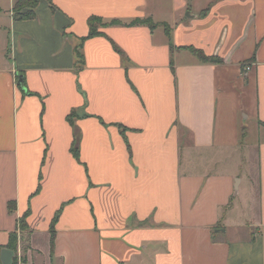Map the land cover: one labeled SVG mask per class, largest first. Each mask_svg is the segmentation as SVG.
I'll return each instance as SVG.
<instances>
[{
	"label": "crops",
	"instance_id": "crops-1",
	"mask_svg": "<svg viewBox=\"0 0 264 264\" xmlns=\"http://www.w3.org/2000/svg\"><path fill=\"white\" fill-rule=\"evenodd\" d=\"M17 1L0 250L15 233L17 264H264V0H39L15 19Z\"/></svg>",
	"mask_w": 264,
	"mask_h": 264
},
{
	"label": "trees",
	"instance_id": "trees-1",
	"mask_svg": "<svg viewBox=\"0 0 264 264\" xmlns=\"http://www.w3.org/2000/svg\"><path fill=\"white\" fill-rule=\"evenodd\" d=\"M38 2H39V0H18L16 2V4L14 5V8H13L14 18L15 19H31V18L35 17L36 16L35 8H36ZM112 23H114V22H112ZM132 23L138 24V23H141V21L136 20V21H133ZM101 24H102V22H101V19L99 17H95V16L89 17V19H88L89 32H88L87 36L82 38V39L98 35L99 34L98 27ZM114 24H116V23H114ZM151 27H152V25H151ZM166 34L169 35V29L168 28L166 29ZM182 48L189 50L192 54L197 56L203 62L217 63V62L221 61V59L219 57L208 56L202 50L195 48L193 46H183ZM76 55H77V58L82 60V58H81L82 56L78 50H76ZM19 86L21 88L24 87V80L23 79H21L19 81ZM73 115H75V113H74V111H71V113L69 114V117H68L70 122H72ZM71 153L77 161H80L79 151H78V148L76 146V137L74 138L73 144L71 146ZM9 208L13 209V202H9ZM28 212L29 211H26L25 213H23V215L19 219V227L22 230H24L27 227L26 216H27ZM59 213H60V210H58L55 213V215L52 218L51 224H50L52 242H53V238H54V234H55L54 226H55V223L58 219ZM16 243H17V235L15 233H11L9 236V241H8L6 247L12 249L15 252V256L13 257V264H17V260H18L17 255H16V247H17Z\"/></svg>",
	"mask_w": 264,
	"mask_h": 264
},
{
	"label": "water",
	"instance_id": "water-1",
	"mask_svg": "<svg viewBox=\"0 0 264 264\" xmlns=\"http://www.w3.org/2000/svg\"><path fill=\"white\" fill-rule=\"evenodd\" d=\"M15 252L7 247L1 248L0 250V264H13V257Z\"/></svg>",
	"mask_w": 264,
	"mask_h": 264
},
{
	"label": "built area",
	"instance_id": "built-area-1",
	"mask_svg": "<svg viewBox=\"0 0 264 264\" xmlns=\"http://www.w3.org/2000/svg\"><path fill=\"white\" fill-rule=\"evenodd\" d=\"M244 69L247 71V70H249L250 68H249V66H245Z\"/></svg>",
	"mask_w": 264,
	"mask_h": 264
},
{
	"label": "rangeland",
	"instance_id": "rangeland-1",
	"mask_svg": "<svg viewBox=\"0 0 264 264\" xmlns=\"http://www.w3.org/2000/svg\"><path fill=\"white\" fill-rule=\"evenodd\" d=\"M250 159L252 160L253 158L251 157Z\"/></svg>",
	"mask_w": 264,
	"mask_h": 264
}]
</instances>
